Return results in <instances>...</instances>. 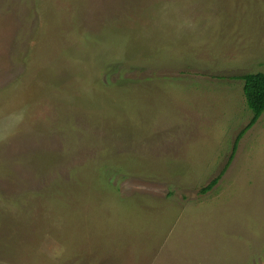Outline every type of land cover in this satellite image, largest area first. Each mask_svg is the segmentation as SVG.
<instances>
[{
	"label": "rangeland",
	"instance_id": "obj_1",
	"mask_svg": "<svg viewBox=\"0 0 264 264\" xmlns=\"http://www.w3.org/2000/svg\"><path fill=\"white\" fill-rule=\"evenodd\" d=\"M264 0H0V264H264Z\"/></svg>",
	"mask_w": 264,
	"mask_h": 264
},
{
	"label": "trees",
	"instance_id": "obj_2",
	"mask_svg": "<svg viewBox=\"0 0 264 264\" xmlns=\"http://www.w3.org/2000/svg\"><path fill=\"white\" fill-rule=\"evenodd\" d=\"M242 80V91L247 107L251 110V116L248 122L238 131L235 136L231 153L228 156L227 162L220 170L219 174L212 178L210 182L204 186L201 191L206 192L210 190L224 174L226 168L229 166L234 153L237 149V144L244 133L258 120L260 115L264 112V73L252 72L236 76Z\"/></svg>",
	"mask_w": 264,
	"mask_h": 264
}]
</instances>
